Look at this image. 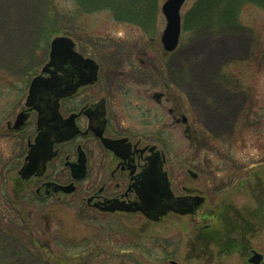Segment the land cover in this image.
<instances>
[{
  "label": "rangeland",
  "instance_id": "obj_1",
  "mask_svg": "<svg viewBox=\"0 0 264 264\" xmlns=\"http://www.w3.org/2000/svg\"><path fill=\"white\" fill-rule=\"evenodd\" d=\"M123 1L128 4V0ZM165 1L157 0L155 9L149 4L145 9L134 6L146 14L150 9L153 21L146 28L116 19L115 11L120 8L93 7L76 0H0V264H54L52 257L61 256L68 262L83 254L92 264H133L127 262L126 250L150 264H246L252 250L264 256V215L259 214L264 204V168L255 159L259 154L264 157L261 7L246 5L237 25L219 31L209 22H196L192 11L199 0H188L182 9L181 41L169 60L173 79L191 93L194 103L189 110L190 121L198 119L202 128L214 134L216 148H223L222 144L229 147L236 127L240 135H235L231 144L247 161L252 159L258 176L252 172L219 195L213 194L211 185L209 202L196 216L172 215L152 223L137 215L97 222L83 210L84 191L42 200L36 196L39 182L34 178L25 181L19 174L28 140L35 136L36 118L20 131L9 130V123L14 124L26 108L32 78L28 81L25 68L43 53V31L58 24L63 31L67 29L78 50L85 49L105 69L112 68L114 78L115 70L123 65L121 59L129 54L127 43L139 41V52L146 44L147 51L156 53L157 58L164 55L159 41L166 26L161 11ZM151 37L158 45L149 49ZM104 39L110 46L101 45ZM48 46L42 65L49 61L50 43ZM172 142L173 164L181 158L175 156L181 149H188V158H193L199 147L177 135ZM192 185L195 183L190 181ZM101 227L105 233L96 240ZM95 241L100 245L91 251ZM87 262L83 259L81 263Z\"/></svg>",
  "mask_w": 264,
  "mask_h": 264
},
{
  "label": "flooded vegetation",
  "instance_id": "obj_2",
  "mask_svg": "<svg viewBox=\"0 0 264 264\" xmlns=\"http://www.w3.org/2000/svg\"><path fill=\"white\" fill-rule=\"evenodd\" d=\"M104 41L101 45L110 46L107 39ZM154 41L153 38L148 40L149 49L156 47ZM126 48L129 54L126 58L127 54L123 56V65L115 70V74L112 72L114 78L110 75L112 68L105 69L96 56L88 55L85 49L83 52L78 50L85 58L98 63L97 79L94 83L80 85L75 93L59 100L60 116L71 120L66 124V130L72 132L73 124L78 132L69 141L56 144L57 155L48 163L44 175L33 177L40 184L36 190L39 199L58 198L64 195L61 187L74 184L76 190L72 195L86 193L83 210L88 216L137 215L144 218L142 213L112 212L109 208L140 202L139 191L143 183H156V165L151 163L156 162L159 153L162 169L176 196L205 198L198 215L209 202L211 185L213 194L219 195L233 188L237 180L249 178L252 172L254 176L259 175L252 159L247 161L231 144L235 135H240L236 127L231 133L229 147L222 144L223 148H216L212 143L214 134L202 128L198 119L190 121L189 110L193 109L194 102L187 86L183 87L173 79L169 68L172 54L165 53L163 58H157L156 53L147 51L146 44L141 53L139 41L134 45L127 43ZM57 75L62 73L59 71ZM249 107L252 110V106ZM27 113L29 119L24 130L38 116L33 109H28ZM250 115L248 112L247 116ZM35 125V136L28 142L36 137V122ZM246 126H249L247 121ZM176 135L183 142H194L199 147L193 158H188V149H181L175 155L181 158L173 164L171 152L175 149H172V141ZM80 155L85 158V175L76 180L73 170ZM263 158L262 154L255 158L261 169L264 168ZM190 181L195 185L189 186ZM259 211L264 215V204ZM172 215L179 216L171 212L167 217ZM243 217L241 215L240 219ZM250 258L251 255L246 264Z\"/></svg>",
  "mask_w": 264,
  "mask_h": 264
},
{
  "label": "water",
  "instance_id": "obj_3",
  "mask_svg": "<svg viewBox=\"0 0 264 264\" xmlns=\"http://www.w3.org/2000/svg\"><path fill=\"white\" fill-rule=\"evenodd\" d=\"M185 2L186 0H167L163 4L162 11L167 24L161 40L167 52L174 51L179 44L182 28L181 9ZM74 48L75 43L70 37H56L51 43L50 62L44 66L43 74L35 77L31 82L26 106L39 112V133L35 143L30 142L26 162L19 171L25 180L34 175H43L47 162L56 155L54 144L68 140L74 135L65 128L68 121H63L59 115V100L72 95L80 85L94 83L97 79V63L91 59H84ZM59 71L62 75H57ZM28 117L27 113L21 112L13 128L17 130L23 127ZM151 165H156L157 180L155 184L143 183L142 190L139 191L141 202L126 207L109 208V211H141L152 220H159L169 211L180 214L195 213V210L203 204L204 198L194 197L193 201L188 197L175 198L166 173L162 170L163 162L159 153L156 162L153 160ZM73 173L76 179L84 177V158L80 159ZM146 175H149V169L146 171ZM61 190L72 193L75 191V187L71 184L61 187ZM262 260L263 256L255 253L250 259V263L260 264Z\"/></svg>",
  "mask_w": 264,
  "mask_h": 264
},
{
  "label": "trees",
  "instance_id": "obj_4",
  "mask_svg": "<svg viewBox=\"0 0 264 264\" xmlns=\"http://www.w3.org/2000/svg\"><path fill=\"white\" fill-rule=\"evenodd\" d=\"M79 1L83 4L90 5L93 7H101V8H120V11H115V18L122 20V21H127V22H133V23H138L142 27H151V25L148 26L149 22H152V16L150 14V9H148V14H146V11H137L134 9V6L138 5L143 7L145 9L148 4L153 7L154 9L157 6V0L153 3L152 0H128V4L125 3L123 0H76ZM246 5H255L257 7H261L264 11V0H199V2L195 5V8L192 11V16L195 19V21H204V22H209L210 26L213 28H216L217 30H224L227 29L226 27L232 26L233 24H238L240 13L242 12V9L246 7ZM145 7V8H144ZM146 14V15H145ZM201 22V23H204ZM200 23V24H201ZM56 26H51L47 30L43 31V36H42V44L44 46V50L42 55H40L35 62L32 63L29 66H27L25 69L27 70V78L28 81L30 78H33L38 72L43 64L40 62L41 60H44L46 57V49L49 47V43L53 36H57L60 34H71L66 31H63L60 28V25L58 24ZM45 43V44H44ZM41 64V65H40ZM21 217L23 218V221L27 222V219L21 214ZM91 219H94L98 222L97 219L93 217H89ZM102 226L104 227V224L102 223ZM101 227L100 231L98 232L99 234L96 235V240H100L101 234L105 233L104 228ZM100 241H95L94 243V248H91L92 250H96V247H98ZM130 243H133V241H130ZM118 247V246H117ZM85 248V247H84ZM137 248H140L137 246ZM8 249V248H6ZM118 249V248H117ZM121 249V248H119ZM9 250V249H8ZM126 250V249H125ZM123 251V250H120ZM131 251V250H130ZM130 251L124 252V254H128L126 256L127 262H131L133 264H150L146 262L144 259L130 255ZM113 253V252H111ZM143 253H145L143 251ZM89 254V253H88ZM87 256H91L88 255ZM110 257H113L112 254L108 253ZM114 258V257H113ZM84 260L88 261L86 264H92L91 259L87 258L84 254L82 256L76 257L74 260H69L66 262L64 257H52V260L54 261V264H82L81 262ZM47 264H51L50 261H46Z\"/></svg>",
  "mask_w": 264,
  "mask_h": 264
},
{
  "label": "bare ground",
  "instance_id": "obj_5",
  "mask_svg": "<svg viewBox=\"0 0 264 264\" xmlns=\"http://www.w3.org/2000/svg\"><path fill=\"white\" fill-rule=\"evenodd\" d=\"M258 226V225H257Z\"/></svg>",
  "mask_w": 264,
  "mask_h": 264
}]
</instances>
